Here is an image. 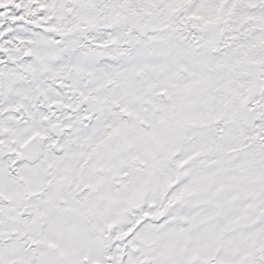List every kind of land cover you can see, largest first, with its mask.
I'll return each instance as SVG.
<instances>
[{
  "label": "snow or ice",
  "instance_id": "obj_1",
  "mask_svg": "<svg viewBox=\"0 0 264 264\" xmlns=\"http://www.w3.org/2000/svg\"><path fill=\"white\" fill-rule=\"evenodd\" d=\"M0 264H264V0H0Z\"/></svg>",
  "mask_w": 264,
  "mask_h": 264
}]
</instances>
